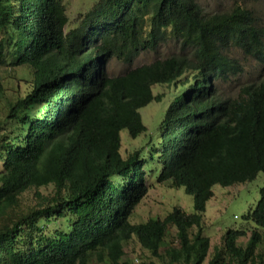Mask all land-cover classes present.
<instances>
[{
  "label": "trees",
  "instance_id": "trees-1",
  "mask_svg": "<svg viewBox=\"0 0 264 264\" xmlns=\"http://www.w3.org/2000/svg\"><path fill=\"white\" fill-rule=\"evenodd\" d=\"M232 1L230 11L207 14L199 0H99L67 30L64 0H0V68L29 67L33 76L8 105L12 130L0 135V264H134L125 258L134 239L167 264L264 259V187L243 216L253 231L228 229L211 258L204 235L214 187L264 173V80L235 98L218 94L244 71L232 49L264 65V27L243 5L262 0ZM166 46L178 50L124 76L105 72L112 59L131 65ZM187 84L146 149L123 157V131L133 140L149 132L140 110L163 99L154 87ZM150 160L161 167L159 183L193 197L194 214L175 207L164 219L130 222L148 195ZM49 186L53 195L38 194L39 206L12 216L23 194ZM61 219L67 229L48 235L44 223ZM170 227L176 244L166 241Z\"/></svg>",
  "mask_w": 264,
  "mask_h": 264
},
{
  "label": "rangeland",
  "instance_id": "rangeland-1",
  "mask_svg": "<svg viewBox=\"0 0 264 264\" xmlns=\"http://www.w3.org/2000/svg\"><path fill=\"white\" fill-rule=\"evenodd\" d=\"M99 0H64L69 18L68 29L79 24L84 15L92 9ZM199 4L203 11L207 14H217L228 12L234 7L232 0H199ZM249 9H253L258 17L261 25L264 26V0L258 3H243ZM1 32V31H0ZM1 36V33H0ZM1 38V37H0ZM178 50V47L176 48ZM173 47H162L157 53H144L135 63L127 66L114 59L108 64V74L112 77L125 74L128 70L148 65L156 60L166 59L176 51ZM233 56L240 59L244 66V73L239 76V81L234 80L226 85L218 84V94L220 99L235 98L239 95L240 89L244 84L264 80V68L259 66L257 62L250 58L244 57L237 50L231 52ZM190 77L194 73H188ZM186 80V78H185ZM33 76L29 67H12L11 65L0 68V135L10 133L12 130L10 122L7 120L9 103H16L20 96H24V91H29L32 87ZM187 86L179 85L178 87H167L164 85H156L154 87L155 95L163 94L161 102H153L148 107L140 110L143 122L148 127L149 132L137 140L130 138L127 131H123L122 138V155L128 158L132 153L148 146L151 134L159 130L165 112L171 101L179 93L184 91ZM183 93V92H182ZM181 93V94H182ZM180 95V94H179ZM146 149V148H145ZM161 167L156 161H149L146 167L147 185L149 186L148 195L136 208L133 216L130 218L132 224H141L147 222L151 218L164 219L175 207L182 208L188 214H194V199L185 192L184 188H172L170 183H159L158 176ZM3 171V165L0 161V173ZM264 187V173L259 174L253 182L224 188L219 185L215 186L213 192L214 198L207 205L205 214L204 235L211 239L210 258L214 254L216 247L221 248L223 245L222 237L228 229H249L253 231L252 225H246L243 216L250 210L254 209L260 199V190ZM38 194L43 196H51L54 194V187H42L40 189H32L23 194L20 198L19 208H15L10 212L20 214L31 208L37 207L42 203ZM237 217V218H236ZM69 219L53 220L44 223L45 232L53 235L61 230H66L69 225ZM195 232V231H192ZM250 233L247 237L239 241V245L246 247L249 241ZM176 229L169 228L167 235V243L175 242ZM258 254L264 255V247L258 249ZM125 258L134 264H165L166 261L154 259L152 255L144 250L137 239L132 240L125 246ZM209 258V259H210ZM167 264V263H166ZM257 264H264V259H258Z\"/></svg>",
  "mask_w": 264,
  "mask_h": 264
},
{
  "label": "clouds",
  "instance_id": "clouds-1",
  "mask_svg": "<svg viewBox=\"0 0 264 264\" xmlns=\"http://www.w3.org/2000/svg\"><path fill=\"white\" fill-rule=\"evenodd\" d=\"M252 10H253V9H252ZM253 11H254V10H253ZM254 13H255V11H254ZM255 15H256V13H255ZM256 17H257V15H256ZM257 21H258V24H259L261 27H264L263 25L260 24V22H259V20H258V17H257ZM233 50H237V51H239L240 53L243 54V52H242L241 50H239V49H232L231 52H232ZM231 54H232V53H231ZM232 55H233V54H232ZM243 55H244V54H243ZM234 57H235V56H234ZM244 57H246V58H250V59L254 60L255 62L258 63L259 66H262V67L264 68V65L260 64L258 60L254 59V58H252V57H250V56L247 57V56L244 55ZM237 59H238V58H237ZM112 60H114V59H112ZM112 60H111V61H112ZM116 60H117V59H116ZM137 60H138V59H137ZM137 60H135L133 63H135ZM239 60H240V59H239ZM118 61H119V60H118ZM109 62H110V61H108V62L106 63V65H105V72H106V74L108 75L109 78H116V77L124 76V75H125L126 73H128L129 71H131V70H135V69H136V68H134V69H130V70H128V71H127L125 74H123V75H119V76L112 77V76H110V75L108 74V72H107ZM119 62H121V61H119ZM121 63H122V62H121ZM133 63H132V64H133ZM122 64H124V63H122ZM132 64H131V65H132ZM241 64H242V67H243V69H244V66H243V63H242V62H241ZM124 65L131 66V65H128V64H124ZM143 66H144V65H143ZM141 67H142V66H141ZM137 68H139V67H137ZM243 73H244V71H243ZM243 73H242V74H243ZM242 74H240V76H241ZM258 81H260V80L258 79L257 82H258Z\"/></svg>",
  "mask_w": 264,
  "mask_h": 264
}]
</instances>
